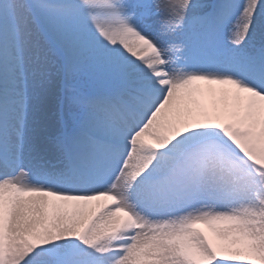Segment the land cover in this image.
Here are the masks:
<instances>
[{"label":"snow or ice","instance_id":"snow-or-ice-1","mask_svg":"<svg viewBox=\"0 0 264 264\" xmlns=\"http://www.w3.org/2000/svg\"><path fill=\"white\" fill-rule=\"evenodd\" d=\"M0 264H264V0H0Z\"/></svg>","mask_w":264,"mask_h":264}]
</instances>
